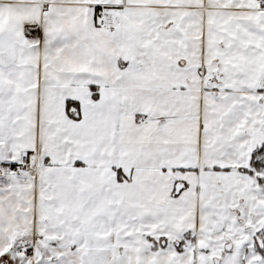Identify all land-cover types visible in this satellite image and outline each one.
Returning <instances> with one entry per match:
<instances>
[{"label": "crops", "instance_id": "crops-1", "mask_svg": "<svg viewBox=\"0 0 264 264\" xmlns=\"http://www.w3.org/2000/svg\"><path fill=\"white\" fill-rule=\"evenodd\" d=\"M259 1L0 0V260L18 235L14 264H240L264 232L237 169L263 138Z\"/></svg>", "mask_w": 264, "mask_h": 264}, {"label": "rangeland", "instance_id": "rangeland-1", "mask_svg": "<svg viewBox=\"0 0 264 264\" xmlns=\"http://www.w3.org/2000/svg\"><path fill=\"white\" fill-rule=\"evenodd\" d=\"M260 4L264 7L262 0L259 1ZM263 138L258 139V141L255 142V145H253V148L250 151V156H249V162L248 166L246 167H237L238 170L243 171L245 173L254 175L255 177V190L257 192V195L259 198H264V127H263ZM260 149L262 151H260ZM262 153H259V152ZM252 156L259 161L260 163L253 164L251 166V158ZM248 168L251 170V172L245 171L244 169ZM15 171V168H14ZM16 172V171H15ZM18 173V172H17ZM189 234L185 238L186 243L183 248H176L175 246V241H177V237H164L167 238V245L165 247H158L155 249H164V248H170V249H175V250H182L188 247L193 246L194 241H195V234L192 231H187ZM186 232V233H187ZM185 234V233H184ZM184 234L182 236H184ZM159 238L163 237H155L157 242L161 243L160 240H157ZM180 238V237H179ZM23 241V238H18V235H15L13 238V244L14 248L17 249L18 245H21ZM35 244L34 240L31 243H23L21 246H26V245H31L33 246ZM248 250L242 254V260L240 264H264V232L261 234V236H257L253 239L252 242L248 244L247 247ZM13 254V253H12Z\"/></svg>", "mask_w": 264, "mask_h": 264}, {"label": "trees", "instance_id": "trees-1", "mask_svg": "<svg viewBox=\"0 0 264 264\" xmlns=\"http://www.w3.org/2000/svg\"><path fill=\"white\" fill-rule=\"evenodd\" d=\"M263 1V0H262ZM93 96L94 97H96V92H93ZM77 106H78V104H77V102H75V101H72V100H68L67 101V103H66V107H67V110L68 109H70V108H72V107H74V108H77ZM260 151H262L261 149H260ZM257 152H259V151H257ZM259 153H262V152H259ZM257 164V163H260L259 161H257L253 156H252V158H251V166L253 165V164ZM245 171H248V172H251V170L250 169H248V168H245L244 169ZM188 232L187 233H185L184 234V236H181L180 238H178L177 239V241H175V246H176V248H183L184 246H185V243H186V237L188 236ZM157 240H160L161 241V243H159V242H157L155 239H153V238H150V241H151V248L152 249H155V248H158V247H165L166 245H167V241H168V239L167 238H159V239H157Z\"/></svg>", "mask_w": 264, "mask_h": 264}, {"label": "built area", "instance_id": "built-area-1", "mask_svg": "<svg viewBox=\"0 0 264 264\" xmlns=\"http://www.w3.org/2000/svg\"><path fill=\"white\" fill-rule=\"evenodd\" d=\"M264 5V0L262 1ZM109 18V14L107 12H99L96 13L95 19L98 26H104L106 20ZM34 162L30 159L29 154H24L21 156L19 163L15 166V171L18 173H26L33 170Z\"/></svg>", "mask_w": 264, "mask_h": 264}, {"label": "flooded vegetation", "instance_id": "flooded-vegetation-1", "mask_svg": "<svg viewBox=\"0 0 264 264\" xmlns=\"http://www.w3.org/2000/svg\"><path fill=\"white\" fill-rule=\"evenodd\" d=\"M34 248L35 246H31V245H26V246H20L19 249H15L13 248V257H12V260L13 262H8L7 259H3V260H0V264H14V260H16L17 256H18V253L19 251L24 254H29V255H33L34 254Z\"/></svg>", "mask_w": 264, "mask_h": 264}, {"label": "water", "instance_id": "water-1", "mask_svg": "<svg viewBox=\"0 0 264 264\" xmlns=\"http://www.w3.org/2000/svg\"><path fill=\"white\" fill-rule=\"evenodd\" d=\"M216 264H218V262L216 261Z\"/></svg>", "mask_w": 264, "mask_h": 264}]
</instances>
